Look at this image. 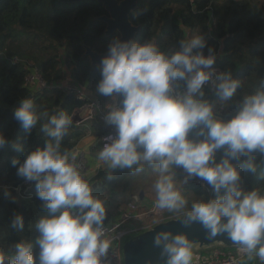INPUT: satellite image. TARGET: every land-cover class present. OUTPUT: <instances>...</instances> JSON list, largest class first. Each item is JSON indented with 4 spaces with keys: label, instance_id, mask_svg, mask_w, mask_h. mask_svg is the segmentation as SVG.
Wrapping results in <instances>:
<instances>
[{
    "label": "clouds",
    "instance_id": "obj_1",
    "mask_svg": "<svg viewBox=\"0 0 264 264\" xmlns=\"http://www.w3.org/2000/svg\"><path fill=\"white\" fill-rule=\"evenodd\" d=\"M215 61V50L201 35L181 40L170 52L154 41L111 40L100 60L96 90L113 101L104 119L115 132L104 138L97 158L109 169L139 173L150 166L158 209L182 217L186 225L199 223L210 236L227 234L245 264L257 258L264 264V189H247L242 181V172L256 174L258 169L264 179V82L226 118L217 113L205 87L211 83L219 102L228 106L240 81L230 70L218 72ZM13 117L25 138L37 125L46 138L42 147L30 150L24 143L13 144L24 158L11 161L16 174L34 185L43 214L33 225L35 241H17L11 258L0 254V264H109L105 203L75 163L77 153L61 150L71 116L37 113L26 98ZM8 142L0 134V148ZM177 169L186 174L181 181ZM193 177L212 195L189 202L182 186ZM4 195L15 200L7 189ZM11 226L22 231L23 215L15 213ZM153 243L164 264L199 261L196 245L184 232L161 229Z\"/></svg>",
    "mask_w": 264,
    "mask_h": 264
},
{
    "label": "trees",
    "instance_id": "obj_2",
    "mask_svg": "<svg viewBox=\"0 0 264 264\" xmlns=\"http://www.w3.org/2000/svg\"><path fill=\"white\" fill-rule=\"evenodd\" d=\"M98 2L61 3L57 0H0V134L9 141L0 148V254L11 258L13 245L19 240L34 241L37 233L33 227L43 214L41 201L36 196L34 185L16 174L11 161L14 157L21 161L24 156L14 151L12 145L24 143L26 149L42 147L44 133L39 125L25 138V131L13 117L17 102L27 94L37 113L47 112L49 116L64 111L70 116L80 106L74 94L65 93L59 87L37 88L31 91L25 84V75L36 69L47 83H55L68 73L77 85L94 95L103 111L112 102L96 90L100 80V68L91 67L88 58L82 57L83 46L103 52L118 33L106 38L101 36L103 23L89 21L92 16L103 12ZM212 15L214 23L211 33L208 18ZM134 24L141 30L134 40L144 43L154 41L164 52L179 47L186 39L184 28L201 35L207 45L215 51L222 46V53L215 64L221 71H231L240 81L237 95L228 106H223L213 90L205 88L207 98L214 102L219 115L229 117L243 96L249 94L264 82V3L260 0H139L137 8L130 14ZM119 36V35H118ZM207 54V48H205ZM108 129L98 117L72 121L67 135L61 142V150L71 152L81 138L93 134L100 138ZM101 147L99 140L89 147L91 155H98ZM257 159L259 156L257 155ZM147 166V165H146ZM110 169L107 182L92 186L93 194L104 201L105 221L123 211L132 199L121 186V178L133 176L135 169ZM106 169L90 176L91 184L100 180ZM176 180L186 175L182 169L176 170ZM243 185L247 189H264V179L260 170L256 174L242 172ZM9 190L15 200L5 197ZM185 197L207 198L211 190L199 178L189 179L182 186ZM15 213L24 217L25 226L17 231L11 226ZM165 213L172 217L165 210ZM38 255V246L34 248ZM244 257V264H245ZM251 261H247L250 264ZM9 264V262H6Z\"/></svg>",
    "mask_w": 264,
    "mask_h": 264
},
{
    "label": "built area",
    "instance_id": "obj_3",
    "mask_svg": "<svg viewBox=\"0 0 264 264\" xmlns=\"http://www.w3.org/2000/svg\"><path fill=\"white\" fill-rule=\"evenodd\" d=\"M213 23V17L212 15H209V33H211ZM184 34L185 38L188 39L189 36L196 35V32L189 28H184ZM215 53L216 59L219 58L222 53V46H220ZM214 67L218 70V72L221 71L216 64H214ZM66 75L62 80L55 82L54 84H49L41 78L37 70L34 68L25 75L24 84L31 91L37 88L59 87L65 93L74 94L80 103V106L73 112V114H76L80 119V121H76V123L98 117V119L104 123L105 127L108 129V131L105 134H102L99 138L101 150L105 143L104 138L109 134H114L115 132L114 128L105 123L104 117L108 111V107L105 111H103L94 95L87 92L84 87L77 86L69 78V76L67 75L68 77H66ZM215 79L216 77L214 76L213 80ZM205 88L213 90L211 83L206 85ZM111 103H113V101ZM72 151L77 153L75 163L79 167L81 173L85 175L83 173L84 159L82 153L77 147H75ZM174 217L177 216L170 217L164 210L158 209L155 203L146 210H140L137 199L129 201L123 211L114 214L107 222H104L106 236H108L111 240V246L105 259L109 262V264H123L122 244L125 240L150 229L152 226L157 224L153 223L154 220L162 222ZM195 251L199 256L197 264H244L245 256L238 251V246H225L222 244H212L209 246L196 245ZM250 264H261V262L257 258L252 260Z\"/></svg>",
    "mask_w": 264,
    "mask_h": 264
},
{
    "label": "water",
    "instance_id": "obj_4",
    "mask_svg": "<svg viewBox=\"0 0 264 264\" xmlns=\"http://www.w3.org/2000/svg\"><path fill=\"white\" fill-rule=\"evenodd\" d=\"M61 3H79L87 0H57ZM101 3L105 12L108 15H101L90 17L89 21H100L105 23V29L103 36H108L114 30L118 31L120 39L134 40L137 33L141 30L140 25H134L129 16L131 12L137 6L139 0H89ZM83 46L82 57H86L89 60L91 67L97 66L100 68V60L103 55L107 53V50L98 52L93 50L90 46ZM31 94H27L24 98L19 100L17 104L20 105L23 99L30 98ZM72 121H80L76 114L71 115ZM141 199V195L139 194ZM161 229L171 230L174 233L184 232L188 235L190 240L199 246H209L212 244H222L225 246H237L227 234H218L216 236H210L207 231L197 222L191 224H185L182 217L169 218L165 221L159 222L135 236H132L125 240L122 244V257L123 264H164V261L160 258V250L154 246L153 239L155 233Z\"/></svg>",
    "mask_w": 264,
    "mask_h": 264
},
{
    "label": "rangeland",
    "instance_id": "obj_5",
    "mask_svg": "<svg viewBox=\"0 0 264 264\" xmlns=\"http://www.w3.org/2000/svg\"><path fill=\"white\" fill-rule=\"evenodd\" d=\"M260 1L264 3V0H260ZM192 36H189L188 38H191ZM66 74L69 75L68 73ZM67 75L66 77H68ZM97 140L99 139L96 138L94 143H96ZM89 154L91 158L98 157V155H95V156L91 155L90 151H89ZM86 166H87V163L84 161L83 170H85ZM98 168L100 170L106 169L107 172L102 175L99 181L91 184L93 187L107 182V180L110 177V172H109L110 169L108 168L106 164L103 163L102 165L98 166L96 170L92 174H90L88 177L85 174L86 178H89L90 176L95 174ZM118 170L119 169L116 168V169H113L112 171L116 172ZM117 174L121 175V173H117ZM155 179H156V174L153 172L152 168L150 166H145L144 171L139 172V173L135 171V174L133 176L128 174L125 178H121V186H124L125 192L129 195V197L132 200L137 199L141 210H146L155 203V194L153 190V183ZM91 182L92 180H90V183ZM139 194L141 195V199L138 196ZM149 197L151 198L150 200H149Z\"/></svg>",
    "mask_w": 264,
    "mask_h": 264
},
{
    "label": "crops",
    "instance_id": "obj_6",
    "mask_svg": "<svg viewBox=\"0 0 264 264\" xmlns=\"http://www.w3.org/2000/svg\"><path fill=\"white\" fill-rule=\"evenodd\" d=\"M96 140V136L93 134H87L86 136H84L83 138H81L79 140V142L77 143L76 147L79 149V151L82 153L83 155V159L84 161L87 163V166L85 168V170H83V173L86 174V176L88 177L90 174H92L96 168L100 165L103 164V162H100L98 160V158H91L90 154H89V147L94 144ZM139 196V195H138ZM151 198L149 197V200ZM141 210V209H140ZM165 211V210H164ZM112 217V216H111ZM35 241V240H34ZM33 241V242H34Z\"/></svg>",
    "mask_w": 264,
    "mask_h": 264
},
{
    "label": "flooded vegetation",
    "instance_id": "obj_7",
    "mask_svg": "<svg viewBox=\"0 0 264 264\" xmlns=\"http://www.w3.org/2000/svg\"><path fill=\"white\" fill-rule=\"evenodd\" d=\"M118 1H120V0H118ZM138 3H139V1L137 2V6H138ZM137 6L135 7V9L137 8ZM99 7H100V9H102L103 10V12L101 13V14H99V15H96V16H101V15H108V13L107 12H105V10H104V8L102 7V5H101V3L99 4ZM134 9V10H135ZM133 10V11H134ZM132 11V12H133ZM131 12V13H132ZM92 17H95V16H92ZM129 19H130V17H129ZM130 21H131V19H130ZM132 22V21H131ZM103 23V22H102ZM133 23V22H132ZM134 24V23H133ZM134 25H139V24H134ZM104 29H105V23H103V26H102V34H101V36L103 37V38H106V37H108V36H110V35H113V34H117L118 33V31H116V30H114L111 34H109L108 36H103V34H104ZM119 35V34H118ZM118 35H117V37H118ZM116 37V38H117Z\"/></svg>",
    "mask_w": 264,
    "mask_h": 264
}]
</instances>
